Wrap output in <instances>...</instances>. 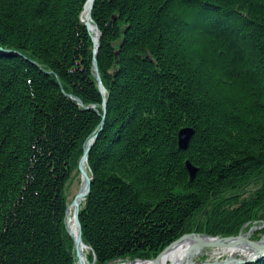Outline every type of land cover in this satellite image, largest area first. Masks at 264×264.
Returning <instances> with one entry per match:
<instances>
[{"label":"trees","instance_id":"16d2710c","mask_svg":"<svg viewBox=\"0 0 264 264\" xmlns=\"http://www.w3.org/2000/svg\"><path fill=\"white\" fill-rule=\"evenodd\" d=\"M87 1L0 0V264H75L66 192L94 134L89 263L264 222V0H95L102 126Z\"/></svg>","mask_w":264,"mask_h":264},{"label":"water","instance_id":"95a60500","mask_svg":"<svg viewBox=\"0 0 264 264\" xmlns=\"http://www.w3.org/2000/svg\"><path fill=\"white\" fill-rule=\"evenodd\" d=\"M94 1L95 0H89L87 2V5L85 7L86 12L85 13V17L83 20L84 25L86 26L87 31H89V25L91 22V12L93 9V5H94ZM82 13V16H83ZM93 29L95 34H97V37H95L96 39H94V37H91V41L93 43V59H92V69H93V77L97 82L98 85V89L101 95L104 96V88L103 85L101 83V79L99 76V72H98V68H97V63H96V57H97V53H98V42L100 39V34H99V30L97 29V27L95 25H93ZM93 32V33H94ZM77 102V100H76ZM78 103L80 105H82L81 102L78 101ZM106 107H107V101L106 99H103V103H102V112L103 114L106 113ZM90 109H93V107H91ZM95 112L97 113V111L95 110ZM101 126L103 125V123L100 124ZM193 134V130L189 129V128H184L181 129L177 135V145L179 147L180 150H185L188 146L189 140L191 138ZM97 138V134H94L91 136V138L89 139V141H87L84 145V151H83V155L79 161L78 164V171L80 173L81 176V181H84L86 184V188L84 190V192L79 191L77 193V195L75 196L73 202H72V206L74 209V221L76 223V227H77V232L76 235H72L70 232L69 235L72 237L73 239V243H74V248H75V260H76V264H79L80 262V255L78 252V247L80 244H83L82 242V231H81V225H80V221H79V210H80V205L83 199H85L89 192H90V186H91V177H89L84 169V162L87 158V154L88 151L90 150L91 147V143H93L95 141V139ZM92 141V142H91ZM185 168L188 172L190 181H192L197 173V170L188 162H185ZM245 227H243L239 233L236 236H230V237H211L208 235H201L206 239L212 240L214 241L213 244L207 245L206 246V250H209L211 253L214 250L215 252H222L223 248H228V247H232V246H236L239 244H243L248 248H251L255 251V255L251 258H243L240 256H236L234 254H226L223 255V257L221 258H216L213 261L209 262V263H204V262H191L190 260H188L187 258H185V260H181L178 261L177 263H173V264H251V263H257L259 262L263 257H264V246H260L259 243L262 241V238H260L257 241H252L249 237H251V235L258 230L264 229V222L259 225V226H251L247 232H243ZM199 235V234H198ZM264 236V234H263ZM191 236H182L181 238H179L177 241H175L174 243L170 244L168 247H166L154 260L151 261L152 264H154L155 262L157 263L158 259L163 255V253L170 248L173 244L177 243L178 241H181L184 238H190ZM217 241V243L215 242ZM221 242L224 244L222 245ZM84 245V244H83ZM224 254V253H223ZM95 259H93L92 264H94ZM109 264V263H108Z\"/></svg>","mask_w":264,"mask_h":264},{"label":"bare ground","instance_id":"6f19581e","mask_svg":"<svg viewBox=\"0 0 264 264\" xmlns=\"http://www.w3.org/2000/svg\"><path fill=\"white\" fill-rule=\"evenodd\" d=\"M86 5H87V2L84 5L83 12H86V9H85ZM83 17H85V13H83ZM88 29H89L88 32L90 34H92L91 37H94V39H96L95 37H97V34H95V32H94L93 26L89 25ZM99 34H100V32H99ZM0 50H1V48H0ZM4 51L8 53V50H4ZM17 54L21 55L19 53H17ZM92 71H93V69H92ZM92 76H93V73H92ZM99 76H100V74H99ZM97 87H98V85H97ZM98 91H99V89H98ZM99 94H100V92H99ZM105 94H106V91L104 89V96L100 94L101 97H102V101H103V99H106L105 98ZM78 101L79 100H77V104L80 105L78 103ZM85 109L88 110L89 108H85ZM105 115H106V113L103 114V112L100 114L101 123H104ZM90 138H91V136L87 139V141H89ZM92 145H93V143H91V147H92ZM91 147H90V149H91ZM83 151H84V147H83ZM89 151H88V153H89ZM83 166H84L85 171H87V169H86L88 167L87 166V158H86ZM186 172H187V170H186ZM188 177H189V175H188ZM91 178H92V176H91ZM189 180H190V178H189ZM85 188H86V184H85L84 181H82L81 182V186H80V191L84 192ZM67 217H68V221H67L68 230H69V232L72 235H76L77 227H76V223H75L74 218H73V213L71 212L70 209L68 210ZM202 234L203 233H201V232L200 233L191 232V233L185 234V236L187 235V236H191V237L187 238V239L184 238L181 241H178L177 243L173 244L170 248H168L163 253V255L158 259L157 263L155 262L154 264H173V263H177L178 261L185 260V258H187L188 260H190L192 262V261H194L195 258H197L199 256L200 257L206 256V253H205V252H207L206 246L210 245V244H213L214 241L204 238L203 236H201ZM260 238H262V241L259 243V245L260 246H264V236H263V234L260 236ZM215 242L217 243V241H215ZM221 244L224 245L226 243L223 244L221 242ZM78 252H79V255H80L79 264H88L87 259H86V255L88 253V248L86 246H84L83 244H80L79 247H78ZM222 252L224 254H234L236 256H240V257H243V258H251V257H253L255 255V251L253 249L248 248V247H246L243 244H239V245L228 247V248H223ZM212 253L216 254L217 252H215L213 250ZM127 264H152V263L151 262H144V261H132V262H128Z\"/></svg>","mask_w":264,"mask_h":264},{"label":"rangeland","instance_id":"374dc122","mask_svg":"<svg viewBox=\"0 0 264 264\" xmlns=\"http://www.w3.org/2000/svg\"><path fill=\"white\" fill-rule=\"evenodd\" d=\"M80 186H81V176H80V173L78 171V174H75V177L73 178V181L69 185L67 192H66L67 200H68V203L70 206L69 209L71 210L72 213H73V207L71 206V203H72L75 195L78 193ZM67 221H68V217H67ZM66 229H67V224H66ZM207 252H205L206 256H202V257L199 256V257L195 258L193 262L197 261V262L209 263L216 258L219 259V257L222 256L221 253L219 254V252H217L216 254L211 253L209 250H207ZM128 262H130V261H123V262L116 261L112 264H127Z\"/></svg>","mask_w":264,"mask_h":264}]
</instances>
